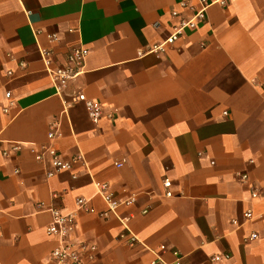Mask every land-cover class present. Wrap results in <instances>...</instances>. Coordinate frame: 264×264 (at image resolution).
Instances as JSON below:
<instances>
[{
	"label": "crops",
	"instance_id": "1",
	"mask_svg": "<svg viewBox=\"0 0 264 264\" xmlns=\"http://www.w3.org/2000/svg\"><path fill=\"white\" fill-rule=\"evenodd\" d=\"M201 6L0 0V264H59L51 210L74 216L81 264H264V0L209 7L165 45ZM80 47L58 92L48 70ZM48 146L71 170L47 177Z\"/></svg>",
	"mask_w": 264,
	"mask_h": 264
},
{
	"label": "built area",
	"instance_id": "2",
	"mask_svg": "<svg viewBox=\"0 0 264 264\" xmlns=\"http://www.w3.org/2000/svg\"><path fill=\"white\" fill-rule=\"evenodd\" d=\"M229 1L230 0H200L202 6L199 9V11H197L194 17H192L191 19L182 20L179 26L176 28L174 34L167 39L165 45L174 44L177 38L181 36L185 30H196L199 24L205 20V14L209 7H212L214 5H221L225 7L228 5ZM173 15L175 17L178 16L177 13H174ZM50 38L53 40L54 37L51 36ZM163 49H164V45L157 46L154 48V51H162ZM87 55H88V50L86 48L83 47L75 48L71 53L68 54L66 67L59 68L56 70H52V69L48 70L50 77L52 78V81L54 82V85L56 86L58 92L63 87L67 86V84L70 81L76 79L78 76L83 74V69H84L83 64ZM48 64L50 66V63ZM7 97L10 98L11 94L8 93ZM70 103L74 105L79 103H84L92 122L96 125L100 123L103 117V110L101 106L98 105L97 103H94L93 101L88 100L83 93H78L75 96H73L71 98ZM50 137L53 138L54 135L51 134ZM46 156L51 158V163H50L51 169L47 172L48 178H52L58 173H61L63 171L71 170L72 164L69 162L62 161L59 153L52 146L42 147V153L38 154L36 156V159L38 162L46 163L47 162ZM240 177L244 181L248 180L247 175H241ZM164 186L166 189L169 190L171 187L170 181L166 180L164 182ZM167 195L171 196V192L168 191ZM257 197H258L257 193H254L253 198H257ZM84 204H85L84 201L82 199H79L77 201L78 209L82 211L85 210ZM114 204L115 203H112V205ZM51 213L53 216V222L48 227L47 234L51 238L56 239L58 243V247L53 254L55 259L59 262V264H68V262L70 263L72 262L73 264H81L80 254H79L80 252L78 250H75L74 247L69 244L70 235L74 231V227H75L74 216L71 214L61 215L56 210H51ZM251 217H252L251 212H247L245 214L246 219H250ZM257 237H258L257 234H253L251 236V240H256ZM80 249L86 250L87 247L82 246ZM175 256L178 257L179 254L175 253ZM223 259H229V256H223V257L216 256L213 258L215 262H220ZM154 264H163V263L155 262ZM175 264H181V262L178 261Z\"/></svg>",
	"mask_w": 264,
	"mask_h": 264
}]
</instances>
